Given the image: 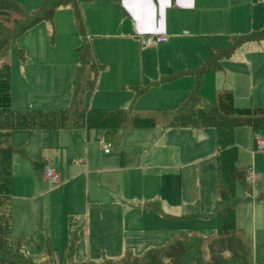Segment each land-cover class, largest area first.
Listing matches in <instances>:
<instances>
[{"label":"rangeland","instance_id":"obj_1","mask_svg":"<svg viewBox=\"0 0 264 264\" xmlns=\"http://www.w3.org/2000/svg\"><path fill=\"white\" fill-rule=\"evenodd\" d=\"M210 1L212 12H219L216 9L219 0ZM219 5L222 20L223 17L226 19L222 29L212 28L204 31L199 37L179 39L173 47L176 50L174 54L178 55L172 54V56L165 57L168 65L176 67V69H172L177 70L176 72L169 73L171 70L166 71L167 65L164 69V64H162V75L158 77L156 56L153 53L145 56L146 62L143 63L142 69L147 77L144 82L148 84L143 83L142 86H138L139 89L144 90L137 96L133 95L135 106L150 108L175 106L178 99H181L190 88H193L196 82L195 75L183 73L184 64L191 62L193 66L196 64L199 69L204 66L203 63L210 59L212 53L210 48L221 49L231 41L232 36L257 32L264 26V0H220ZM210 8L207 9L210 11ZM40 24L37 28L23 33L9 47L10 97L13 108L25 110L30 104L33 109H58L64 108L70 103L71 82L74 78L73 65L75 64L71 48L78 44L79 35L69 7H59L51 22L46 21ZM16 48L23 49L26 57L24 63L18 59ZM53 51H56V56ZM143 58L142 56V61ZM219 67L220 69L211 67L200 75L199 93L207 103H214L216 89L228 87L233 90L234 104L237 107H259L263 104L264 39L241 45L229 57L222 58ZM189 81L190 85H187ZM168 83L170 84L166 85ZM87 96L90 97V95ZM182 129L187 132H181ZM138 131L141 132L126 131V134H129L124 147L125 151L130 154V165L135 166L142 162L143 166H148L145 178L146 187H151L153 180L160 183L164 198L168 199L169 203L180 204L181 202L182 211L178 212L210 214L212 203L216 197L213 129L206 128L202 132H195L189 128H168L162 131L159 126H155L142 128ZM73 133L76 132L60 131L57 136L55 131H51L49 134L46 130H34L30 134L27 130L12 132V142L15 145H20L23 151L22 154L14 152L11 156L14 195L12 220L13 209H15L14 215L17 219L19 216L18 205L27 201V197L31 193L57 190L56 193L49 196V200L51 203H56L52 205L51 210L57 212L61 217L74 201L77 205L82 192L79 179L69 187L49 185L43 179L40 167L33 166V162L40 160V157L41 159L49 158L52 160L49 165L61 172L63 180L66 181L68 177H71L73 169L66 160L67 153L62 145L68 143L69 150H73L75 154L81 153V147ZM113 133H118L116 137L120 139L119 133L122 131L113 130ZM259 134L264 136V130L259 131ZM113 136H111L112 139ZM233 137L239 155L238 167L250 166L252 172L257 175V179L254 181H245L246 186L244 187L237 183L235 194L240 198L246 195H259L264 191V153L255 149L254 134L250 128H236ZM90 138L94 139V133L90 134ZM116 153L118 154V152ZM139 154H141L140 158L137 159ZM73 163L78 165L79 161L74 160ZM132 171L130 179L133 183L130 184L131 187L126 195L133 199L134 217H141L138 220L140 225L142 221L146 220L147 223L159 226L167 221L162 218L160 212L152 210V207L146 208L142 204L138 206V202H140L139 185L135 182L138 171L134 169ZM115 177L113 180H117ZM137 182L139 181L137 180ZM116 186H118L116 183L110 182L109 189L101 191V194H115ZM54 187H61L62 190ZM40 196L43 197L38 201L44 199L43 194ZM258 201L260 202H255L251 198L239 203L236 207V223L244 230V235L250 244L249 261L251 263L264 260V199L260 198ZM142 210L144 211L140 212ZM45 211L49 213V208L42 209L41 212L38 210L33 215L31 223L34 226L38 224L42 227L43 222L47 221L44 219L47 215ZM168 225L165 229L180 230L179 233L198 232L202 235H210L215 231L216 220L212 215H208L205 218H181V220L173 221ZM16 229L12 222V239L14 242H19ZM55 240L52 246L49 244L53 252L51 260L55 264H64L63 246L65 240L62 237ZM20 244L23 247L21 240ZM25 252L36 260L48 259L44 248ZM133 252L138 254L140 251L133 250ZM121 255L122 253L101 256L99 252L83 250L82 253L75 256V260L99 261L103 257L119 258Z\"/></svg>","mask_w":264,"mask_h":264},{"label":"crops","instance_id":"obj_2","mask_svg":"<svg viewBox=\"0 0 264 264\" xmlns=\"http://www.w3.org/2000/svg\"><path fill=\"white\" fill-rule=\"evenodd\" d=\"M16 1L26 10H31L36 8L42 0ZM219 4L220 0L216 8L219 12H212L210 0H93L82 4L80 6V13L87 41L92 47L95 61L103 66V69L98 72L94 89L85 95L87 106L96 109L128 108L131 105L135 106L133 104V95H135L133 88L142 86L143 83L148 84L144 82L147 77L142 69L143 63L145 64L146 62L145 56H149L150 53L156 56L158 77L162 75V64H164V69L165 65H167L166 71L171 70L169 73L176 72L177 70H172L176 69V67L168 65L165 57L172 56L175 53L176 50L173 47L179 39H189L194 38V36L199 37L204 31L212 28L222 29L226 19L223 17L222 20L221 18L222 14L220 13L221 8ZM207 8H210V11ZM70 14L73 19L71 9ZM40 23L38 24L41 25ZM38 24L32 28H37L39 26ZM147 35H163L165 41L157 43L156 45L141 46L139 38ZM238 36H232L231 40ZM80 42L79 37L77 45ZM231 42L229 41L228 44L218 50L225 49ZM73 43L75 42L73 41ZM77 45H73L71 48V53L75 58L74 69L77 64V56L73 49ZM210 49L212 50V48ZM53 53L55 56L57 55L56 51H53ZM174 55L176 56L178 54ZM142 56L144 57L143 61ZM137 63L138 67L136 68ZM184 65L185 70H181L183 72L198 69V66L196 64L193 66L191 62H187ZM187 85H190V81ZM225 88L231 89L228 87ZM87 95H90V97ZM181 99H178L176 104ZM27 108L33 109V106L29 104ZM139 129H116L122 131V133H119L120 139L116 137L118 133L112 134L113 130L109 133H106L103 129L85 130L78 128L71 130L76 132L73 134H75V138L81 147V153L75 154L73 150H69L68 143H63L62 146L67 153L66 160L73 169L71 173V177L73 178L68 177L65 181L62 179L61 172L58 171L61 176V183L56 186L63 185L64 187H69L79 179L82 188L80 199L77 201V205H75L74 201L69 209L64 211L62 217L57 212L51 210L52 205L56 203H51L49 200V196L56 193L57 190L29 194L27 197L28 200L18 205L17 213L19 216L17 219L14 215L15 209H13V227L17 228V234L23 242L25 251L45 249L47 245L50 247V245L52 246L55 243V239L59 237H62L65 240V244H67L72 225L74 224L80 227L75 256L78 253H82L83 250L99 252L101 256H113L118 253H122L123 255L127 249L132 252L133 250L140 251L138 254H141L147 248L162 245L169 237L177 234V232L179 233L180 230L171 231L172 229L167 230L165 228L173 221L181 220V215L188 214L186 211L178 212L179 210L182 211L181 202L180 204L169 203L168 199L164 198L162 185L156 183V181L154 182V180L151 183V187H146L145 178L148 166H143L142 162L139 165H130L131 157L125 151L124 147L126 146L127 136L129 134H126V131L134 130L135 132H141L138 131ZM182 130L181 132H187L185 129ZM191 130L202 132L204 129ZM60 131L55 132L58 134ZM31 132L33 131H28L29 134ZM46 132L51 134V131L46 130ZM91 133H94V139L90 138ZM112 135H114L113 139L111 138ZM101 137L112 143V147L108 152H103L98 144V139ZM60 152L62 153V151ZM140 155H137V159L140 158ZM74 160L79 161V164L74 165ZM38 161L44 166L52 160L49 158L41 159L40 157ZM133 169L138 171L135 181L139 185L140 202H138V206L142 204V206L147 208L148 205L152 204L156 207L155 209L157 210H152L160 212L162 218L167 220L159 226L147 223L146 220L142 221L140 225L138 220L141 217H134L133 199L126 195L131 187L130 184L133 183L130 179ZM115 176L117 180H113ZM110 182L118 185L115 187V194H106L105 192V195L101 194V191L109 189ZM54 188H60L62 190L61 187ZM262 193L250 196L249 199L252 198L255 202H260L258 200L261 198ZM40 194L44 195L42 201H38L43 197ZM47 208H49V213L45 211L47 215L44 217L47 221L43 222L42 227L38 224L34 226L31 223L33 215L38 210L41 212L42 209L45 210ZM238 227L241 228L240 226Z\"/></svg>","mask_w":264,"mask_h":264},{"label":"trees","instance_id":"obj_3","mask_svg":"<svg viewBox=\"0 0 264 264\" xmlns=\"http://www.w3.org/2000/svg\"><path fill=\"white\" fill-rule=\"evenodd\" d=\"M93 0H42L34 9L26 10L16 0H0V264H55L52 251L47 245L48 259L36 260L26 254L19 242L12 239V173L11 156L23 153L20 145L11 140L15 130H85L103 129L106 133L116 129L212 128L215 138V200L210 214L192 213L180 218H205L212 215L216 220L215 231L210 235L180 232L169 237L162 245L152 246L141 254L127 249L119 258L99 261L75 260L79 229L72 225L68 243L63 247L64 264H264V260L251 263V247L241 228L236 225V206L248 200L249 195L237 197L235 187L245 184V169L237 165V146L233 133L236 128L248 127L255 134L264 130V101L259 107H237L231 89L215 90V101L207 103L199 93V78L209 68H220L219 62L249 41L264 39V26L260 31L233 38L222 50L212 49L211 57L199 69L183 72L193 74L196 82L187 94L173 107L167 109H144L131 105L128 108L96 109L85 102V95L95 87L99 70L103 69L94 58L87 41L80 6ZM68 6L80 37V44L73 50L77 56L74 78L71 82L70 103L58 109H14L10 97L9 47L23 33L40 22H51L55 10ZM21 63L25 61L23 49L16 48ZM169 79V78H167ZM134 96L144 89L134 87ZM33 166L43 167L40 161ZM264 197V192L260 196ZM155 209L152 204L148 205ZM157 210V209H155Z\"/></svg>","mask_w":264,"mask_h":264},{"label":"built area","instance_id":"obj_4","mask_svg":"<svg viewBox=\"0 0 264 264\" xmlns=\"http://www.w3.org/2000/svg\"><path fill=\"white\" fill-rule=\"evenodd\" d=\"M165 41V37L163 35H147L139 38V43L141 46H151L156 45L157 43H161ZM98 144L103 152H108L112 143L105 138H99ZM254 147L256 150L264 153V136L259 134V132L254 134ZM42 176L44 180H46L49 184H60L61 176L60 173L49 164H45L42 169ZM244 179L246 182H251L257 179V176L252 172L250 167H247L245 170Z\"/></svg>","mask_w":264,"mask_h":264}]
</instances>
